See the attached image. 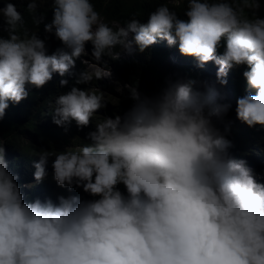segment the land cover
<instances>
[{"label":"clouds","instance_id":"obj_1","mask_svg":"<svg viewBox=\"0 0 264 264\" xmlns=\"http://www.w3.org/2000/svg\"><path fill=\"white\" fill-rule=\"evenodd\" d=\"M2 2L0 121L10 103L28 98L30 87L43 88L54 74L66 87L64 77L72 75L74 85L51 107L52 123L65 132L73 122L91 130L86 143L42 149L33 161L32 184L38 185L54 158L52 179L68 193L55 201H26L0 136V264H264V182L245 160L229 155L230 125L219 127L232 111L219 101L234 68L251 90L237 98L242 85L229 83L236 120L264 127L262 0H175L177 7L186 4L183 18L166 0L146 22L133 13L115 29L94 0ZM18 3L26 4L34 32L25 28ZM41 4L51 5L48 22ZM50 42L61 47L49 54ZM89 43L97 64L152 45L177 46L195 66H217L216 80L169 79L151 94L125 84L130 107L95 119L108 103L90 87L92 74L72 72L89 55Z\"/></svg>","mask_w":264,"mask_h":264},{"label":"trees","instance_id":"obj_2","mask_svg":"<svg viewBox=\"0 0 264 264\" xmlns=\"http://www.w3.org/2000/svg\"><path fill=\"white\" fill-rule=\"evenodd\" d=\"M166 2V0H111L110 3L105 4L103 0H94L96 10L99 11L114 29L117 27L115 23L123 26L125 21L133 13L138 14V18L141 22H146L148 13L153 11L158 3ZM4 3L0 0V7H3ZM173 10L177 11L178 15L183 18V11L186 4L180 3L177 7L175 1L168 5ZM17 10L20 11L25 20V28L29 33L34 32L35 25L32 23L31 15L26 11V4H17ZM41 13L46 15V21L48 22L52 18L51 5L41 4ZM259 15L264 16V0L261 3V9ZM29 16V17H27ZM43 27V24H41ZM5 35H7L5 33ZM162 42V41H160ZM158 42V43H160ZM49 54L55 51L60 45H55L50 42ZM177 46H167L166 48L160 45H152L144 53L135 52V57L129 61L121 62V67L127 77V81L130 85L138 86L141 93L151 94L164 86L165 78L160 71L161 62L165 59V55L172 48ZM117 51V49H116ZM222 51V49H221ZM141 57V60L138 57ZM190 67H184L183 79L196 78L198 80H207L209 77L205 71L197 74V67H192L196 60L190 58ZM140 69V76H137V70ZM242 71L244 67L241 66ZM85 70L84 65L77 60L75 68L72 69L73 73H79ZM122 70V71H123ZM55 79L53 82L47 83L41 89L29 88V96L27 99L21 101L19 104H11L6 110V114L3 121H0V136L5 141L6 153L10 154L9 171L17 174L20 179L18 182L31 183L33 180V161H38V154L42 149L49 151H63L67 146L73 145L75 148L78 145L86 143L84 137L77 134H69L65 132L63 128H60L52 123L50 115L51 107L54 106V100L59 94L70 90L74 85L75 76L69 75L64 77L68 79L69 83L66 87L59 85L61 77L58 74H54ZM210 82V81H209ZM238 85V84H237ZM240 85V84H239ZM84 88V85H79ZM233 90L238 91L237 86H233ZM239 92V91H238ZM238 94H236L237 97ZM131 101L129 99L124 101L126 106L130 107ZM221 103H226L222 101ZM221 123L218 122V126ZM72 125L70 128H72ZM69 128V129H70ZM228 139L232 142V147L229 149V155L236 159L244 157H253L258 161L257 169L261 172V179L258 181L264 182V127L259 125L253 129H247L246 131H234L227 135ZM71 138L77 139L76 144H72ZM50 158L48 162L47 171L49 173L48 178L41 184H30L29 190L25 194L26 201L33 200L39 197L41 200L46 197H51L53 201L56 200L58 194L68 193L58 188L55 181L52 179V168ZM74 194L81 195L83 198H88L81 190H76Z\"/></svg>","mask_w":264,"mask_h":264},{"label":"rangeland","instance_id":"obj_3","mask_svg":"<svg viewBox=\"0 0 264 264\" xmlns=\"http://www.w3.org/2000/svg\"><path fill=\"white\" fill-rule=\"evenodd\" d=\"M175 1V0H174ZM115 26L120 27L118 23H115ZM60 45V43L58 44ZM87 51L89 52V55L87 53L81 57V60L78 59L83 65L84 68L93 75V81L91 84V88L95 89L98 93H103L107 104L106 109L101 110L100 114H97L95 119H102L103 115H108L111 116L114 112H119L123 113L125 110H127L129 107L124 104V101L127 100L128 96V91L125 88V84H130L127 81V77L124 73L123 68L121 67V62L123 61H128L132 55H136L133 53L132 55H129L127 52H122L121 56L118 60H111L108 59L107 57L105 59H108V64H97L95 61L92 60L90 57L92 45L89 43L87 46ZM161 47H164L161 45ZM117 51H122L120 48H117ZM139 60H141V57H138ZM189 57L182 56L178 48L176 47L174 51H169L166 58L161 62L160 65V71L162 72L165 82L166 80H177V79H183V70L184 67H190L187 62L189 61ZM142 61V60H141ZM192 67H197L196 71L198 73H202V71H205V69L211 70V72L208 74L207 71L206 74L209 77L210 82H215L216 80V72H217V66L215 65H209L206 64L203 68H199L198 66L192 65ZM191 68V67H190ZM123 70V71H122ZM99 72L104 78L100 80L95 79V73ZM108 73H111L109 75ZM141 73V70H137V76L139 77ZM55 77H53L54 79ZM52 79L53 82L54 80ZM228 79V84L221 88V92L224 94V99L220 100L219 102L225 101L232 106V111L229 113L228 117L226 118L225 123L220 125L219 127L221 130L225 128L226 124L230 125V131L227 133V135L231 132V130L234 131H246L247 129H250V127L246 126L245 124L241 123L240 121L236 120L235 118V105H236V99L242 95H244L247 91H251L247 88L246 81L242 77V72L238 70V68H234L229 72V75L227 77ZM56 81V80H55ZM238 82L240 85H242L240 91L237 93V98L233 96L231 97L230 94V88H229V83L230 82ZM217 87H220L217 85ZM254 94V92H253ZM74 123V122H73ZM256 127H253V129ZM91 130V126L89 128H85L84 130H78L77 127L74 125L72 128H70L69 134H77L82 137H85V134ZM70 139V138H69ZM72 144H76L74 142L77 141L75 138L70 139ZM73 145H69L67 147H72ZM10 154H6V160L8 161V164L10 163ZM247 162V166L253 170L254 175L256 176V179L259 180L261 179V172L259 169H257V163L258 161L254 159L253 157H244L241 158ZM21 185H25L26 188H22V191L24 194L29 190L30 184L34 183L32 180L31 183H23V182H18ZM33 185V184H32Z\"/></svg>","mask_w":264,"mask_h":264},{"label":"bare ground","instance_id":"obj_4","mask_svg":"<svg viewBox=\"0 0 264 264\" xmlns=\"http://www.w3.org/2000/svg\"><path fill=\"white\" fill-rule=\"evenodd\" d=\"M49 179V178H48Z\"/></svg>","mask_w":264,"mask_h":264}]
</instances>
